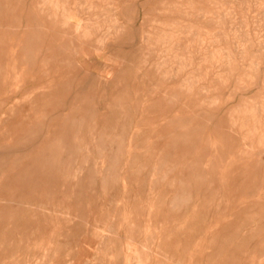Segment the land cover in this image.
<instances>
[{
	"label": "rangeland",
	"instance_id": "obj_1",
	"mask_svg": "<svg viewBox=\"0 0 264 264\" xmlns=\"http://www.w3.org/2000/svg\"><path fill=\"white\" fill-rule=\"evenodd\" d=\"M0 264H264V0H0Z\"/></svg>",
	"mask_w": 264,
	"mask_h": 264
},
{
	"label": "bare ground",
	"instance_id": "obj_2",
	"mask_svg": "<svg viewBox=\"0 0 264 264\" xmlns=\"http://www.w3.org/2000/svg\"><path fill=\"white\" fill-rule=\"evenodd\" d=\"M64 18H65V17H64ZM62 19H63V17H62ZM62 19H61V21H62ZM68 21H69V20H68ZM62 22H63V21H62ZM63 23H64V22H63ZM76 28H77V27H76ZM78 28H79V27H78ZM78 28H77V29H78ZM106 78H107V77H106Z\"/></svg>",
	"mask_w": 264,
	"mask_h": 264
}]
</instances>
